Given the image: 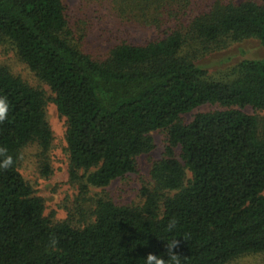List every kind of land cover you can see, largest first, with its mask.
Wrapping results in <instances>:
<instances>
[{
	"label": "trees",
	"instance_id": "16d2710c",
	"mask_svg": "<svg viewBox=\"0 0 264 264\" xmlns=\"http://www.w3.org/2000/svg\"><path fill=\"white\" fill-rule=\"evenodd\" d=\"M89 1L127 32L153 28L155 38H123L95 56L77 40L83 34L71 27L65 0H0V46L52 90L67 122L70 180L87 202L81 219L45 215L20 167L24 149L37 145L41 173L51 174L48 98L0 64V96L9 102L0 148L13 158L0 170V264H145L149 252L167 262L176 238L179 264L264 261V117L239 109L264 110V57L243 60L225 78L198 63L233 41L256 38L264 47V2L214 0L195 12L196 0ZM204 104L220 108L183 120ZM156 130L167 132V144L143 202H116L105 189L136 171Z\"/></svg>",
	"mask_w": 264,
	"mask_h": 264
},
{
	"label": "rangeland",
	"instance_id": "374dc122",
	"mask_svg": "<svg viewBox=\"0 0 264 264\" xmlns=\"http://www.w3.org/2000/svg\"><path fill=\"white\" fill-rule=\"evenodd\" d=\"M214 0H196L195 12L208 9ZM231 2L232 0H226ZM241 2L243 0H233ZM263 1L264 0H259ZM67 15L71 27L77 34L82 47L95 56H105L109 49L119 43L123 38L135 42H145L155 38L153 28L146 31L138 29L127 32L117 19L106 8L97 2L89 0H65ZM264 57V47L256 38L242 41L229 42L226 46L216 47L205 51L198 56V63L215 78H225L232 74L237 66L245 59ZM0 64L6 65L14 74L20 76L30 85L42 88L48 98L46 105L47 119L53 131V144L49 151L51 174L44 176L41 173V159L37 145L26 147L22 153L20 170L25 178L45 202V215L54 222L67 220L72 214L81 219L87 208V202L80 196L78 186L70 180L69 154L67 152L66 118L60 115L57 106L50 99L54 96L47 84L41 82L29 68L21 62L11 50L0 46ZM217 105L204 104L192 112L183 115L185 122H190L197 113L209 112L219 109ZM248 114L264 117V110H256L251 106L239 108ZM154 148L149 153H144L137 158V169L112 182L105 191L120 204H141V190L151 183V168L153 164L163 158L167 144V132L156 130L152 132ZM179 154V149L176 150ZM100 188L93 189L92 194L101 193ZM78 221V220H77ZM228 264H264L263 256H244Z\"/></svg>",
	"mask_w": 264,
	"mask_h": 264
},
{
	"label": "clouds",
	"instance_id": "9594fccd",
	"mask_svg": "<svg viewBox=\"0 0 264 264\" xmlns=\"http://www.w3.org/2000/svg\"><path fill=\"white\" fill-rule=\"evenodd\" d=\"M9 114V102L6 97L0 96V123H3L6 119H8ZM5 148H0V156L3 158L0 159V170L8 169L13 166V158L10 155H5ZM176 221H170L168 227L169 230L175 227ZM51 245L54 247L57 243L55 239L51 242ZM178 245V240L173 239L171 242L166 244V255L168 257L167 262L165 259L157 254L149 252L146 255L145 264H179V255L174 251V249Z\"/></svg>",
	"mask_w": 264,
	"mask_h": 264
}]
</instances>
